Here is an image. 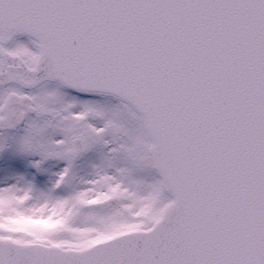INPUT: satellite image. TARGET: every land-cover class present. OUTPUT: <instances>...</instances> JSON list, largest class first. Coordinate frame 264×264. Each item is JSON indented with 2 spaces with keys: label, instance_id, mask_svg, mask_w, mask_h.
Here are the masks:
<instances>
[{
  "label": "snow or ice",
  "instance_id": "obj_1",
  "mask_svg": "<svg viewBox=\"0 0 264 264\" xmlns=\"http://www.w3.org/2000/svg\"><path fill=\"white\" fill-rule=\"evenodd\" d=\"M0 264H264V0H0Z\"/></svg>",
  "mask_w": 264,
  "mask_h": 264
}]
</instances>
